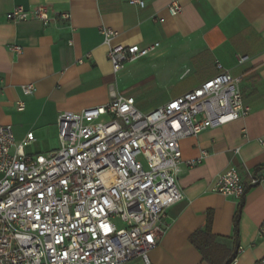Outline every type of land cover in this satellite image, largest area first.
<instances>
[{
	"label": "crops",
	"instance_id": "crops-1",
	"mask_svg": "<svg viewBox=\"0 0 264 264\" xmlns=\"http://www.w3.org/2000/svg\"><path fill=\"white\" fill-rule=\"evenodd\" d=\"M143 1L144 7L130 0H0V123L13 126L16 143L34 132L27 154L48 153L60 146L62 112L106 104L116 93L134 97L136 107L150 113L222 71L241 77L250 113L182 140L178 184L184 199L167 210L166 232L149 257L151 264H224L231 257L230 264H256L264 257V169L255 171L264 165V0ZM173 1L183 7L181 13H170ZM19 5L28 10L46 5L55 19L47 25L35 18L9 20ZM64 13L70 18L63 19ZM102 27L116 32L110 44L159 46L115 72ZM173 51L180 53L179 73L149 69L130 81L136 62ZM30 83L36 89L27 95L23 86ZM138 89L162 101L144 109L134 93ZM203 151L200 163L187 164ZM232 166L246 185L240 198L214 189L218 176ZM127 264L145 262L135 256Z\"/></svg>",
	"mask_w": 264,
	"mask_h": 264
},
{
	"label": "built area",
	"instance_id": "built-area-1",
	"mask_svg": "<svg viewBox=\"0 0 264 264\" xmlns=\"http://www.w3.org/2000/svg\"><path fill=\"white\" fill-rule=\"evenodd\" d=\"M130 4L144 7L145 1ZM182 9L177 1L169 6L172 15ZM7 18L46 25L55 19L46 5L16 6ZM101 32L115 72L159 46L110 44L116 32ZM240 83L241 77L222 71L150 113L141 112L134 97L112 93L106 104L60 113V146L48 153L27 154L34 132L16 143L13 126L0 123V264H127L135 256L151 264L149 253L167 229V210L184 199L181 142L246 117L251 108ZM35 89L34 83L23 86L27 95ZM17 109H25L24 101ZM214 189L240 198L246 185L232 166ZM256 264H264V257Z\"/></svg>",
	"mask_w": 264,
	"mask_h": 264
},
{
	"label": "rangeland",
	"instance_id": "rangeland-1",
	"mask_svg": "<svg viewBox=\"0 0 264 264\" xmlns=\"http://www.w3.org/2000/svg\"><path fill=\"white\" fill-rule=\"evenodd\" d=\"M179 58L180 53L178 51H173L172 53H168L164 57L158 59L145 57L136 62L138 67L135 72L129 76L130 81L132 78H140L145 76L149 69L155 70L159 73H167V76L174 74L173 72L175 71H178L179 73ZM184 70L185 69L182 68V71ZM168 72H170V74ZM177 75L180 76L179 74ZM177 75H175V77ZM176 80L178 81L179 77L176 78ZM186 82L187 81H185L183 84H185ZM134 93L138 97L141 104L144 106V109L151 108L155 104H159V102L162 101L160 99H154L151 92L143 91L142 89H138Z\"/></svg>",
	"mask_w": 264,
	"mask_h": 264
},
{
	"label": "trees",
	"instance_id": "trees-1",
	"mask_svg": "<svg viewBox=\"0 0 264 264\" xmlns=\"http://www.w3.org/2000/svg\"><path fill=\"white\" fill-rule=\"evenodd\" d=\"M263 169H264V165L257 167V168L255 169V171L258 172V171H261V170H263ZM243 204H244L243 202L240 203V205H239V207H238V210H237V212H236V215H235V223H236V225H237V223H238V219H239L240 213H241V211H242ZM232 260H233V257L229 258L224 264H230V263L232 262Z\"/></svg>",
	"mask_w": 264,
	"mask_h": 264
}]
</instances>
